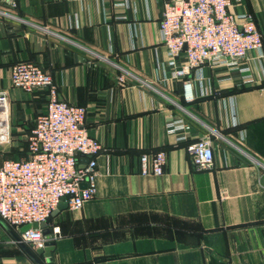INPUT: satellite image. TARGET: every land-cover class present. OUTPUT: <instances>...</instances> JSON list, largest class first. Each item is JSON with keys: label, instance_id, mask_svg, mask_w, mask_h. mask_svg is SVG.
I'll use <instances>...</instances> for the list:
<instances>
[{"label": "crops", "instance_id": "1", "mask_svg": "<svg viewBox=\"0 0 264 264\" xmlns=\"http://www.w3.org/2000/svg\"><path fill=\"white\" fill-rule=\"evenodd\" d=\"M17 4L0 2V166L28 156V137L47 111L48 89L12 86L22 61L49 72L63 100L87 108V133L104 146L95 197L51 218L55 249L50 263L41 260L264 264V86L232 92L239 73L208 65L176 77L187 59L173 60L162 42L164 0ZM231 11L254 14L264 34V0H241ZM252 69L264 83V58ZM176 122L184 127L169 132ZM208 135L214 166L198 170L188 147ZM160 151L164 173L143 175L140 157ZM0 264H35L1 225Z\"/></svg>", "mask_w": 264, "mask_h": 264}, {"label": "built area", "instance_id": "2", "mask_svg": "<svg viewBox=\"0 0 264 264\" xmlns=\"http://www.w3.org/2000/svg\"><path fill=\"white\" fill-rule=\"evenodd\" d=\"M240 1L164 0L162 42L173 60L182 54L187 59V64L176 70V77H183L193 69L198 73L208 65L239 73V88L263 83L255 76L252 63L264 58V34L259 31L254 14L231 11ZM0 2L12 9L18 6L17 0ZM11 82L13 87L26 92L43 88L49 91L47 111L37 117L28 137V156L6 159L0 166V217L18 232L22 242L39 249L47 241L42 228L31 227L24 232L22 228L46 222L61 203L79 210L92 200L97 191L98 156L104 146L87 133V108L63 100L53 76L37 63L15 64ZM190 91L188 82V99H192ZM6 100L7 93L0 92L3 107ZM0 114L5 116L7 111ZM183 127V123H171L169 132ZM188 152L196 169L214 166L210 135L189 145ZM140 162L143 175L160 176L165 171L167 156L161 151L143 154ZM54 230L57 232L58 228Z\"/></svg>", "mask_w": 264, "mask_h": 264}, {"label": "water", "instance_id": "3", "mask_svg": "<svg viewBox=\"0 0 264 264\" xmlns=\"http://www.w3.org/2000/svg\"><path fill=\"white\" fill-rule=\"evenodd\" d=\"M67 198H70V196H67ZM68 208L67 203H61L58 207V210L55 211L50 218L46 220V222L41 223L38 225L37 223H34L32 225H26L22 228V232L30 229L31 227L38 228L41 227L43 230V234L46 236L47 241L44 244L43 248L39 249H31L27 246L26 243L22 242L19 235L15 233L11 227L0 217V225L6 229L10 235L15 239V241L23 248L25 253L34 261L35 264H45L40 257L45 258L46 263H50L52 261V252L55 249V241L51 239V229L48 227V224L51 221V218L55 216L59 211L64 210Z\"/></svg>", "mask_w": 264, "mask_h": 264}, {"label": "trees", "instance_id": "4", "mask_svg": "<svg viewBox=\"0 0 264 264\" xmlns=\"http://www.w3.org/2000/svg\"><path fill=\"white\" fill-rule=\"evenodd\" d=\"M261 86H264V83L260 84V85H257V86H254V87H261ZM248 88H251V87H240V88H236V89H233L232 92H235V91H241V90H246Z\"/></svg>", "mask_w": 264, "mask_h": 264}]
</instances>
